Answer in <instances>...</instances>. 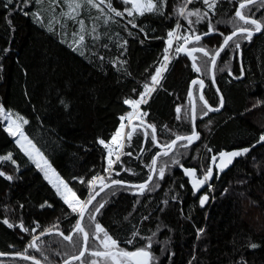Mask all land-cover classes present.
Segmentation results:
<instances>
[{
    "label": "trees",
    "instance_id": "obj_1",
    "mask_svg": "<svg viewBox=\"0 0 264 264\" xmlns=\"http://www.w3.org/2000/svg\"><path fill=\"white\" fill-rule=\"evenodd\" d=\"M58 2L63 4V0ZM110 2L122 12L125 7H131L124 5L123 0ZM182 2L166 0L164 16L145 14L137 17V28H132L128 23L131 18L126 13L123 19L115 17L104 5L100 7L109 17L108 22H104L103 16L96 20L95 17L100 14L85 4L77 19H83L89 31L95 25L99 39L93 41L88 37V47L84 49V55H80L66 43L60 42L62 39L71 41L72 33L80 27L78 23L65 21L64 17L59 16L60 8H56V15L61 23L67 24V31L55 21L52 23L53 31L46 30L52 16L49 0H44L41 8L44 27L34 23L31 14L23 15L17 11L11 16L14 32L4 19L7 9L2 6L3 0H0V106L28 119L29 123L24 125L25 134L79 198L87 197L86 181L93 175L105 178L111 176L132 183L147 178L148 169L145 165L159 149L151 144L150 129L145 139L139 125L140 118L156 126L161 143L175 139L174 132L190 134L192 126L187 92L193 79L205 82L202 92L210 104L215 106L219 102L216 88L223 93L225 104L219 113H209L201 119L202 105L197 96L199 86L194 85L196 128L200 139L187 149L180 147L186 141L179 142L169 157L182 153L181 164L196 169L199 177L200 168L210 160L211 154L206 151L208 147L230 151L240 146H250L264 132V35L260 33L251 41H243L238 52L229 47L221 53L214 67L216 88L210 80L208 57L200 52L193 53L201 68L200 73L192 70V61L186 55L181 53L174 57L148 103L140 106V110L149 115L133 118L132 127L128 126L126 117L132 109L123 101L125 98H139V93L144 90L143 85L151 83L150 74L154 73L159 58H162L163 40L153 37L166 38L167 31L175 27L177 22L182 26L179 32L183 33L189 28L186 21L173 13L174 7ZM239 2L218 0L217 15L209 14L217 31L202 38L200 45H207L209 51H214L223 39L219 33L230 34L232 26L226 21L234 16ZM194 6L204 8L200 0H196L195 5H189V8ZM14 7L23 8L22 5ZM249 8L256 12L255 18L264 15V7H260L259 1ZM36 10L34 0H31L29 7L23 8L29 13ZM217 20L222 23L217 25ZM208 22L206 18L204 22L194 25L198 34L207 31ZM144 29H147L148 39L144 38ZM124 41L127 44L118 47ZM105 44L107 47H104ZM193 46L198 45L190 44V47ZM5 47L9 49L7 53L2 51ZM93 52L96 55H92ZM121 52L123 55H120ZM100 56L104 57L103 61ZM114 62L116 67H113ZM229 69L241 78L233 79L228 75ZM60 98L68 103V109L60 104ZM178 106L181 107L179 114L176 112ZM185 111L189 112L187 120ZM178 115L180 119H177ZM120 116H125V120L121 121ZM122 123L125 125V147L122 151H131L133 155H121L120 162L124 168L133 169L136 175L121 171L116 176L115 171L120 169V163L113 165L112 173H106L104 169L108 165L105 151L96 142L98 138L110 141ZM129 131H133L131 147L128 146L126 135ZM141 144L147 149L143 153H139ZM8 152L13 153L18 170L10 161L0 162V170L13 176L11 182L0 177V220L8 216L16 223L22 220L29 229L36 227L33 221L40 227L35 233H21L19 228L9 229L0 223V255L23 253L32 236H39L36 243L41 251L28 249L25 254L34 256L40 264H62L72 255H78L83 236L71 232L76 218L44 177L28 162L0 123V154ZM169 157H158V162L170 163ZM74 176L84 177L85 183L74 180ZM105 182L110 183V180L105 179ZM181 183L183 188L180 187ZM158 184H153L151 190L140 196L121 190L118 185L112 186L93 201V204L97 201L104 203L97 219L118 240L120 247L134 250L132 245L124 241L135 227L146 236L156 231V242L153 244L154 256L158 258L156 264H189V261L193 264H236L241 259L244 264H264V147L258 146L246 157L237 158L226 172L209 181L213 187V200L203 209L199 207V194L207 193L210 196L211 192L205 186L194 196L188 177L178 165L166 168L165 178ZM113 190L115 194H112ZM93 191L96 192L97 188L94 187ZM174 196L178 198L175 201L171 199ZM45 200L52 205L51 208L40 207ZM163 200H167L168 204H162ZM21 204L23 208H20ZM160 208H165V211L160 212ZM64 213H69L68 219H65ZM88 215L85 214L82 226L91 233L93 227L89 224ZM157 225H160L159 230ZM198 227L205 228V234L199 239L196 237ZM45 228H51L52 231L41 236ZM58 231L61 234H57ZM70 232V239L65 240L64 236ZM250 241L260 246L250 249ZM144 243L137 237L135 246ZM162 243H166L168 249L174 252L171 259L167 252L161 254ZM89 246L96 245L90 241ZM81 260H90L87 252ZM0 264L32 263L21 258H6L0 260ZM71 264H81V261Z\"/></svg>",
    "mask_w": 264,
    "mask_h": 264
},
{
    "label": "snow or ice",
    "instance_id": "obj_2",
    "mask_svg": "<svg viewBox=\"0 0 264 264\" xmlns=\"http://www.w3.org/2000/svg\"><path fill=\"white\" fill-rule=\"evenodd\" d=\"M34 2L37 6V10L29 13L27 11H23V8L29 7L31 0H3L2 6L7 9L4 19L12 32L15 31V26L12 22L11 16L17 11L22 12L23 15L31 14L34 23H37L42 27L45 26L44 19L41 14V8L43 6L44 0H34ZM200 2L204 6L203 9L198 6L189 8V5H195L196 0H183V2L178 7H174L173 13L177 14L179 19H183L189 25V28L185 29L183 33L178 31V29H180L182 26L179 22H177L175 27L170 28L167 31L166 38L161 36L153 37L154 39L163 40L164 47L162 50V58H159L158 65L155 67L154 73L150 74L151 83H145L143 85L144 90L139 93V98H125L123 101L125 105L132 109V111L127 113L129 127H132L133 118H140L149 115L148 112H142L140 110V106L148 103L149 97H151L152 93L156 91L157 86L160 85L161 79L163 78L164 73L168 71V66L174 57H178L181 53L185 54L188 59L192 61V70L196 73H200L201 68L196 63V57L193 55V53H202L205 57H208L211 65L215 67L217 65V58L221 56V53L226 52L229 47H233V50L238 52L241 49V43L243 41H251L256 33L264 35V15L260 16L259 18H255L256 12H253L251 8H249L250 5H255L257 0H240L238 7H235L234 16L229 17L226 21L227 24L232 26L230 34H224L223 32H220L219 34L223 37L222 42L219 43L218 47H216L214 51H209L207 45H200V42L202 37L208 36L217 31L216 27L211 22V17L209 14H211V16L217 15L216 9L218 0H200ZM231 2L232 0H229V3ZM259 3L260 7H264V0H259ZM85 4L88 5L89 9H96L100 14L99 16L95 17L96 20H99L100 17L103 16L104 22H108L109 17L100 7L101 5H104L108 12L112 13L115 17H120L123 19L126 13L127 17L131 18L128 20V23L131 24L132 28H137V17H143L145 14L164 16L166 0H123L124 5H131L130 8L125 7L123 12L113 7V4L110 2V0H63V4H60L58 0H49V8L51 10L52 16L49 19L46 30L53 31L52 23L55 21L56 23L60 24L62 29L67 31V24L61 23L56 15V8H60L59 16L64 17L65 21L71 20L73 23H78L80 25L79 30L72 33L73 39L71 41L62 39L60 42L66 43L73 52H77L80 55H84V49L88 47L86 44V39L88 37H91L93 41L99 39V36L96 33L95 25L89 31L85 27L83 19H77ZM14 5H22L23 8H17L14 7ZM65 7L67 8V11H65ZM256 11L258 12L259 8H257ZM192 17L195 19H191ZM206 18L209 21L207 23V31L198 34L194 28V25L204 22ZM220 23H222L221 20L216 21L217 25ZM125 31H127V29H125ZM144 32V38L148 39L149 37L146 34L147 29H144ZM55 34L58 35L59 33ZM234 37L237 39L234 40ZM141 43H143V41H141ZM190 43H195V45L198 46L188 48L187 45ZM126 44L127 41H124L123 44H118V47H123ZM104 47H107V45L105 44ZM2 51L3 53H7L9 49L5 47L2 49ZM92 55H96V53L93 52ZM120 55H123V53L121 52ZM100 59L103 61L104 57L100 56ZM119 63L122 67L123 62L121 61ZM225 65L227 66V62H225ZM116 66L117 64L114 62L113 67ZM220 70L224 71V68H221ZM209 71L211 72V69ZM241 74L243 75V73ZM228 75L233 77V79H240V77L235 76L230 69L228 71ZM193 85H198L199 89L202 90L205 87V82L202 79H193L188 86L187 95L189 101L192 102L190 119L193 125L190 134H177L174 132L173 135H175V139L161 143L158 140L156 126L151 123H147L142 118H140L139 125L141 130L144 132L145 139L148 138L150 129L151 144L155 146V148L159 149V151L155 152V154L151 156L150 162L145 165L148 169L147 178L142 182L132 183L122 179L111 178V176L105 178L98 175H93L91 179L86 181L88 195L84 199L79 198L73 188H71L63 179H61V177L56 173L52 165L49 163L48 159L45 158V155L42 153V151L25 134L24 125L29 123L28 119L18 112H13L11 109L6 111L3 106H0V121H7L6 126H4V131L7 132L9 136L16 138L15 144L17 148H19L20 152H22L24 156H26L28 160L35 165L37 170L43 174L44 179L54 189L56 196L59 197L60 200L67 206V208L70 210V213L77 217L71 232L82 234L84 246H81L79 255H72L69 259L64 261V264H71V261L74 260L81 261V264H99L100 261H102L103 264H156V261L158 260V258L154 256L153 250V244L156 242L154 240V237H156V231H152L151 235L146 236L141 234V230L139 228L134 227V230L131 232L130 236L124 241L125 243L132 245L134 250H126L119 246L118 240L113 235H111L109 231H107L106 228L103 227L98 221L97 214L100 213L101 209L105 205L99 201H97L96 204H93V201L96 200V197L99 195V192L93 191L97 181H99L101 185L100 191H103L105 188H111L113 185H118L120 186L121 190H128L132 193V195L140 196L146 191L151 190V186L153 184L159 186L158 182L165 178L166 168H171L172 165H178L183 171L184 175L188 177V181L192 188V193L194 196H196L205 186H207L208 192L213 191L212 185L208 182L214 176L218 178L220 174L225 171V169H228L229 166L233 164L234 160L237 158L246 157V155L249 154L250 151L257 145L264 147V132H261L255 143L251 144L250 146H240L230 151L224 149L214 150L211 147H208L206 151L211 154L210 160L199 170V177H197L196 169L192 167H185L183 164H181L180 157L183 155L182 153H178L177 155L169 157V153L173 152L174 146L177 145V142L186 141V143H181L180 147L187 149L200 139V133L196 128L197 106L194 102ZM212 86L215 87L214 78ZM216 95L219 97V102L213 106L205 98L203 92H200L199 101L202 105V109L200 111L201 119L203 117H207L209 113L220 112L224 107L225 98L219 88L216 90ZM59 102L65 109H68L69 105L63 98H60ZM257 103L259 104L260 101ZM253 107H256V105H253ZM176 112L178 114L181 113L180 106L176 108ZM188 118L189 112L185 111V119L187 120ZM119 119L124 121L125 116H120ZM177 119H180L179 115L177 116ZM124 127L125 125L122 123L120 128H117L116 133L112 136L110 141H105L101 138H98L96 141L107 150L108 166L104 169L106 173H112L114 171L113 165L120 163V169L115 171L116 176H119L121 171H127L130 175H136L133 169L124 168L122 162H120L121 155H133L131 151H122L125 147V143L123 141L121 130ZM134 130L135 129H133V131ZM133 131L126 133L129 147L132 146ZM146 150L147 149L143 146V144H141L139 147V153H143ZM158 157H169L170 163H168V161L159 163ZM193 159H196V157H193ZM7 161H10L13 167L17 168L18 170V165L13 158L12 152L0 154V162ZM0 177H3L4 180L9 182L13 180V176L3 170H0ZM73 179L79 181L82 184L85 183L84 177L74 176ZM105 179L110 180V183H106ZM180 187H184L183 183H181ZM224 191L227 192L228 189L225 188ZM112 194H115V190H113ZM171 199L175 201L178 198L174 196ZM209 199L210 196L207 193L199 194V206L201 208L205 207ZM161 203L167 205L168 201L163 200ZM90 205L92 206L91 208H89ZM45 206L49 208L52 207V205L47 200H45L44 203L40 205L41 208H44ZM23 207L24 205L21 204L20 208ZM159 211L164 212L165 208H160ZM86 213L89 214V222L94 225V231L91 233H89L82 226V220L84 219ZM68 215L69 213H64L65 219H68ZM125 219H127V217H125ZM143 219L147 220L149 217H143ZM0 223L9 229L19 228L21 233H35L37 228L40 227L36 221H33V224H35L36 227L29 229L25 226L22 220L19 223H16L8 216H5L2 220H0ZM53 227H57L58 229L57 225H54ZM159 227L160 225H157V230H159ZM51 231V228H45L40 233V235H45ZM71 232L69 235L64 236L65 240L70 239ZM57 234L61 233L58 231ZM203 234H205V228H196L197 239H199ZM137 237H139L140 240L145 241V243L139 247L135 246ZM38 239L39 236H32L31 240L26 245L24 252H18L16 255L23 260H30L32 264H40V261L34 256L25 254L28 252V249L41 251L38 244L36 243ZM90 241H94L96 246L90 247ZM259 246L260 245L255 242L250 241L248 243V247L250 249H256ZM86 252H88V255L93 259L81 260V257H85ZM164 252H167L169 259L174 256V252L168 249L166 243H162L161 245V254ZM96 258H99V261ZM45 260H47V256H45ZM189 264H193V262L189 261ZM236 264H244L243 259H241V261H237Z\"/></svg>",
    "mask_w": 264,
    "mask_h": 264
},
{
    "label": "water",
    "instance_id": "obj_3",
    "mask_svg": "<svg viewBox=\"0 0 264 264\" xmlns=\"http://www.w3.org/2000/svg\"><path fill=\"white\" fill-rule=\"evenodd\" d=\"M259 0H257V2H258ZM258 33H256L254 36H256ZM206 36H204V37H202V38H205ZM235 38V37H234ZM188 46V45H187ZM183 54V53H182ZM183 55H185V54H183ZM218 59V58H217ZM211 69V72L209 71V75H210V80L212 81V84H213V78H214V67L211 65V63H210V66H209V70ZM241 78V77H240ZM194 86V85H193ZM215 88H216V85H215ZM203 90V89H202ZM202 90H200L199 89V91H198V93H197V96H198V100H199V94H200V92L202 91ZM216 90H217V88H216ZM194 102H195V98H194ZM200 102V101H199ZM191 103L192 102H190V110H191ZM222 110V109H221ZM217 113H219V112H214V113H211V114H217ZM191 126H193L192 125V122H191ZM132 130V129H131ZM179 142H177V144H178ZM258 146H260V145H257L256 147H258ZM255 147V148H256ZM174 148H175V146H174ZM174 150V149H173ZM170 153H172V152H170ZM169 153V154H170ZM229 168H230V166H229ZM228 168V169H229ZM228 169H225V171L224 172H226ZM223 172V173H224ZM113 186H116V185H113ZM96 188H97V191L96 192H99V195L103 192V191H105V190H107L108 188H105L103 191H100V187H101V185H100V183L98 182V183H96V186H95ZM112 187V186H111ZM98 195V196H99ZM97 196V197H98ZM96 197V198H97ZM209 202V201H208ZM208 202H207V204H208ZM199 203V202H198ZM206 204V205H207ZM205 205V206H206ZM90 207V206H89ZM200 207V206H199ZM201 208V207H200ZM204 208V207H203ZM203 208H201V209H203ZM82 246H84V241H83V243H82ZM79 255V254H78ZM6 258H20L19 256H17V255H8V256H4V255H0V259H6ZM83 257H81V259H82ZM27 261H29V262H31L30 260H27ZM75 261V260H74ZM74 261H71V262H74ZM32 263V262H31ZM62 264H64V262L62 263Z\"/></svg>",
    "mask_w": 264,
    "mask_h": 264
},
{
    "label": "rangeland",
    "instance_id": "obj_4",
    "mask_svg": "<svg viewBox=\"0 0 264 264\" xmlns=\"http://www.w3.org/2000/svg\"><path fill=\"white\" fill-rule=\"evenodd\" d=\"M131 6V5H130ZM190 44H192V43H190ZM190 44L187 46L188 48H191L190 47ZM195 87H198V85H196ZM127 118V117H126ZM0 123H1V125H2V127L4 128V126H6V124H7V121H0ZM121 126V125H120ZM120 126L118 127V128H120ZM124 129V128H123ZM123 129L121 130L122 131V135H123ZM13 139H14V142H15V137H12ZM26 157V156H25ZM27 158V157H26ZM107 158V157H106ZM28 159V158H27ZM113 159H114V157H113ZM28 162L32 165V166H34L35 167V165L34 164H32L29 160H28ZM36 168V167H35ZM37 169V168H36ZM201 169V168H200ZM42 176H43V174L39 171V170H37ZM44 177V176H43ZM209 183V182H208ZM50 185V184H49ZM51 186V185H50ZM52 187V186H51ZM53 189V188H52ZM206 189L208 190V188H207V186H206ZM54 190V189H53ZM55 192V191H54ZM210 197H211V199L209 200L210 202L213 200V196H212V191H211V194H210ZM74 216V215H73ZM75 218H77L76 216H74ZM89 224L90 225H92L90 222H89ZM92 227H93V231H94V225H92ZM95 242L93 241V244H94ZM92 244V243H91ZM87 254H88V252H87ZM91 259H93L92 257H90V260ZM98 261H99V258H96ZM0 260H2V259H0ZM99 264H103V262L102 261H100L99 262Z\"/></svg>",
    "mask_w": 264,
    "mask_h": 264
},
{
    "label": "built area",
    "instance_id": "obj_5",
    "mask_svg": "<svg viewBox=\"0 0 264 264\" xmlns=\"http://www.w3.org/2000/svg\"><path fill=\"white\" fill-rule=\"evenodd\" d=\"M123 141H124V137H123ZM102 148L104 149L105 151V157H107V150L102 146Z\"/></svg>",
    "mask_w": 264,
    "mask_h": 264
}]
</instances>
